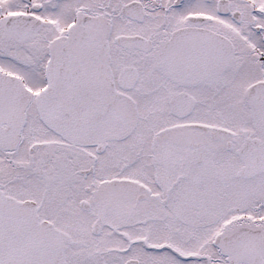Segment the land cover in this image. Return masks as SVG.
<instances>
[{
  "label": "snow or ice",
  "instance_id": "snow-or-ice-1",
  "mask_svg": "<svg viewBox=\"0 0 264 264\" xmlns=\"http://www.w3.org/2000/svg\"><path fill=\"white\" fill-rule=\"evenodd\" d=\"M0 264H264V0H0Z\"/></svg>",
  "mask_w": 264,
  "mask_h": 264
}]
</instances>
